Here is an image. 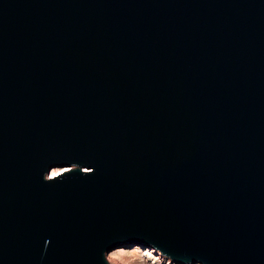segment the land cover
Returning a JSON list of instances; mask_svg holds the SVG:
<instances>
[{
	"label": "water",
	"instance_id": "1",
	"mask_svg": "<svg viewBox=\"0 0 264 264\" xmlns=\"http://www.w3.org/2000/svg\"><path fill=\"white\" fill-rule=\"evenodd\" d=\"M130 242L264 264V0H0V264Z\"/></svg>",
	"mask_w": 264,
	"mask_h": 264
},
{
	"label": "rangeland",
	"instance_id": "2",
	"mask_svg": "<svg viewBox=\"0 0 264 264\" xmlns=\"http://www.w3.org/2000/svg\"><path fill=\"white\" fill-rule=\"evenodd\" d=\"M109 264H171V260L150 245L123 243L110 248L106 254ZM174 264V263H173Z\"/></svg>",
	"mask_w": 264,
	"mask_h": 264
},
{
	"label": "bare ground",
	"instance_id": "3",
	"mask_svg": "<svg viewBox=\"0 0 264 264\" xmlns=\"http://www.w3.org/2000/svg\"><path fill=\"white\" fill-rule=\"evenodd\" d=\"M63 170H65V168H62V167H57V168H53L52 170H51V172H50V175H55V174H57V173H59V172H62ZM172 262V261H171ZM174 262H172L171 264H173ZM174 264H176V263H174ZM196 264H200V263H196Z\"/></svg>",
	"mask_w": 264,
	"mask_h": 264
}]
</instances>
